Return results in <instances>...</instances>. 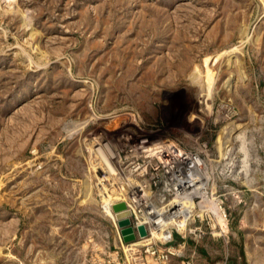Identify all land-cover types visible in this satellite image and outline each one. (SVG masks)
<instances>
[{"label": "rangeland", "instance_id": "rangeland-1", "mask_svg": "<svg viewBox=\"0 0 264 264\" xmlns=\"http://www.w3.org/2000/svg\"><path fill=\"white\" fill-rule=\"evenodd\" d=\"M166 144L226 229L197 264H264V0H0V264H153L108 215L119 182L159 205Z\"/></svg>", "mask_w": 264, "mask_h": 264}, {"label": "built area", "instance_id": "built-area-1", "mask_svg": "<svg viewBox=\"0 0 264 264\" xmlns=\"http://www.w3.org/2000/svg\"><path fill=\"white\" fill-rule=\"evenodd\" d=\"M160 174L162 175V173ZM164 180L165 179L162 178V186L164 184ZM116 184H119V186ZM116 184L114 187H121V190L119 192H122L124 194V204L127 210H129L130 212L128 216L129 226L132 229V233L134 236L133 240H136L130 242H123L121 236L116 231L118 242L122 250H124V246H128L127 244H130L132 242H138L140 243V245L136 247L137 251H141L146 256H148L153 261V264H197L194 247H188L186 240L189 239L196 243L197 241L202 239L207 233L216 234L217 236L221 237H223V235L225 234L224 232L226 229L223 230L222 226L217 222L216 227L212 224V229L216 228V231L207 232L205 227H203L201 224L202 218L197 215L196 217L192 215L186 217L185 220H183V226L181 229H178L175 223H171L167 219L150 217L147 218L142 225H137V222L142 219V217L145 215L146 208L144 203H141L138 197L140 198L141 196L146 195L145 199L149 201L151 195L149 193L146 194L145 191L143 193L142 189L144 190V187L146 185L148 191L151 193L150 183L144 184L142 183V181L141 183H138L141 184L138 193H128L129 191L127 190V185L123 182H119ZM121 184L125 185L126 189H123ZM161 188L160 192L162 191ZM166 195L167 194L163 195L160 198L161 200L159 199V201L163 202ZM218 207L220 206L218 205ZM108 216L111 219L112 223L116 224L114 223L113 218L110 215ZM221 218L224 221L226 227L227 219L223 208H221ZM204 219L206 220V217H204ZM138 226L143 227L145 233L143 236L138 235L136 230ZM173 235L178 238V242L174 244L172 243ZM131 249H133V247H129V249L126 250L129 251ZM116 264H119V262L116 261Z\"/></svg>", "mask_w": 264, "mask_h": 264}, {"label": "bare ground", "instance_id": "bare-ground-1", "mask_svg": "<svg viewBox=\"0 0 264 264\" xmlns=\"http://www.w3.org/2000/svg\"><path fill=\"white\" fill-rule=\"evenodd\" d=\"M229 137L230 136H228V135L227 136H221L218 140L219 146L223 147V146H225V144H228ZM236 137L240 138L238 149L242 150V152L244 153L245 150L243 148V138L240 134H236ZM246 143H247V141H246ZM160 147H162L159 149L160 152L166 153V155L165 154L162 155V158H160L161 155L158 154L159 155L158 161H159V163H161L163 165L164 170H162V168L159 166L158 161H157V163H155L154 168H155V170L160 168L166 174H165L164 184L161 188L162 191L160 192V196H156V199L159 200L165 194H167V196L172 195V197L165 198L163 200V202H159V205H154L153 202L146 200L145 199L146 195L141 196L140 198L138 197V199L141 201V203H144L146 208H145V215L142 217L141 221L139 223H137V225H139V224L142 225L145 222V220L150 217V218L167 219L169 222L175 223L177 225L178 229H181L183 226V220H185V218L190 216V214H191L190 205H189L188 201L191 202V199L196 197V196L197 197L199 196L201 199H203V201H204V199H206V195H207L206 189H207V185L209 182V176L207 173H205V171H201L199 169L200 165L204 166V160L199 159L196 155L195 156L187 155V154L181 152L180 150L176 152V150H174V148H176V146L171 145V144H168V145L166 144L165 146H160ZM224 156H226V155H224ZM248 156H249V154H248ZM248 156H247V158H249ZM244 158H246L245 154L242 158L243 161H244ZM226 160H227V158H226ZM243 161H241V162H243ZM246 161H247V159H246ZM146 163H148V162H146ZM245 163H247V162H245ZM226 164H227V166L232 164L230 158L227 160ZM149 167H151V164ZM142 168H143L142 170H145L146 166L144 165ZM137 169H138V167L134 168V170H137ZM229 169H230V167H227V171ZM118 178L121 179V177H118ZM143 182H145V181H142V183ZM137 186L140 187L141 184H134L133 183V187H131L132 188L131 191L133 189L136 190ZM127 187H129L128 189H130L129 185ZM164 187H166V188H164ZM142 191L144 193L143 189H142ZM111 198H110V200H111ZM119 198H120V196H119ZM116 202H120V201H117V199H113L111 205H113ZM122 202H124V201H122ZM166 215H168V216H166ZM114 216H115V214H114ZM177 218H179V219H177ZM214 218L217 221V218L215 216H214ZM133 243L134 242H132L130 244H133ZM130 244H127V245H130Z\"/></svg>", "mask_w": 264, "mask_h": 264}, {"label": "water", "instance_id": "water-1", "mask_svg": "<svg viewBox=\"0 0 264 264\" xmlns=\"http://www.w3.org/2000/svg\"><path fill=\"white\" fill-rule=\"evenodd\" d=\"M113 213L115 214L116 226L119 228V235L123 242L133 241L134 236L132 233V229L129 226L128 216L130 214L129 210L125 208L124 202H116L111 207ZM139 236H143L144 229L142 226H138L136 228Z\"/></svg>", "mask_w": 264, "mask_h": 264}, {"label": "crops", "instance_id": "crops-1", "mask_svg": "<svg viewBox=\"0 0 264 264\" xmlns=\"http://www.w3.org/2000/svg\"><path fill=\"white\" fill-rule=\"evenodd\" d=\"M236 231V230H235ZM216 240V239H215ZM218 241V240H217ZM214 242V241H205V242H202V249H200V250H205L206 249V247H211V246H214V245H216L217 247L218 246H220L221 247V245H220V243H218V242ZM219 244V245H218ZM222 248V247H221ZM196 261H197V259H196ZM198 264H212L211 262H207L205 259H202V258H200L199 260H198ZM214 264H228V262H227V260H226V256H225V254H223V255H219V257H218V259H217V261L216 262H214ZM234 264H239V262L237 261V260H235V262H234Z\"/></svg>", "mask_w": 264, "mask_h": 264}, {"label": "trees", "instance_id": "trees-1", "mask_svg": "<svg viewBox=\"0 0 264 264\" xmlns=\"http://www.w3.org/2000/svg\"><path fill=\"white\" fill-rule=\"evenodd\" d=\"M242 254H243V253H242V251H241V256H243Z\"/></svg>", "mask_w": 264, "mask_h": 264}]
</instances>
